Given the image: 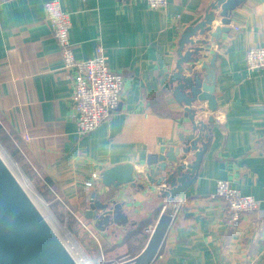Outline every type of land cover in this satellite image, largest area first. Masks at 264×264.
Segmentation results:
<instances>
[{
  "label": "crops",
  "instance_id": "obj_1",
  "mask_svg": "<svg viewBox=\"0 0 264 264\" xmlns=\"http://www.w3.org/2000/svg\"><path fill=\"white\" fill-rule=\"evenodd\" d=\"M47 1L0 4V138L37 173L47 194L83 216L90 231L79 224L86 232L80 241L94 264L101 257L137 256L162 211L174 203L176 213L150 264H264V67H246V52L264 45V0L237 5L221 43L211 41L193 63L192 70L200 72L217 53V110H209L207 101L193 104L195 120L207 126L208 148L196 179L175 202L160 194L165 185L140 178L142 188L106 186L101 173L122 163L145 172L149 153L178 145L179 135L191 131L169 80L182 33L204 18L214 0H168L158 9L143 0H62L71 13L76 58L95 57L102 46L109 68L124 77L118 106L84 135L76 132L73 83L47 19ZM220 11L215 10L212 30L223 25ZM192 39L210 37L197 32ZM220 179L260 200V212L230 219L225 203L209 197ZM94 193L99 200L123 203L128 222L95 227L84 215Z\"/></svg>",
  "mask_w": 264,
  "mask_h": 264
},
{
  "label": "water",
  "instance_id": "obj_2",
  "mask_svg": "<svg viewBox=\"0 0 264 264\" xmlns=\"http://www.w3.org/2000/svg\"><path fill=\"white\" fill-rule=\"evenodd\" d=\"M243 0H214L208 7L204 18L196 25L184 30L178 47L175 69L170 75L172 94L184 106V112L192 122L191 131L179 135V144L168 148L161 146L156 153L147 155V171H138L132 163L110 166L102 171V182L106 186H119L130 183L143 187L140 178L152 184L165 185L160 194L169 202H175L196 179L203 156L208 148L207 126L195 120L197 109L193 104L207 101L209 110H217L215 98V62L213 53L209 62L202 64L200 72L192 70L200 51L210 49L211 41L221 43V34L229 31L231 12ZM221 7L222 26L212 30L215 10ZM207 33L210 39H192L195 33ZM187 46L183 53L184 47ZM206 56V55H204ZM188 62H192L189 64ZM184 64V65H183ZM185 71L191 72L189 76ZM200 111V110H198ZM192 157L184 163L188 153ZM85 218L93 220L98 229L128 222L123 203L116 200H99L92 194ZM173 218L170 207H166L155 224L144 249L135 257L121 264H150L157 254L169 224ZM0 264H78L50 225L31 201L16 177L0 157Z\"/></svg>",
  "mask_w": 264,
  "mask_h": 264
},
{
  "label": "built area",
  "instance_id": "obj_3",
  "mask_svg": "<svg viewBox=\"0 0 264 264\" xmlns=\"http://www.w3.org/2000/svg\"><path fill=\"white\" fill-rule=\"evenodd\" d=\"M6 1L9 0H0V4ZM143 1L153 9L165 8L168 3V0ZM45 12L52 33L60 47L66 77L73 83L75 103L73 117L76 122V132L84 135L107 119L118 106L124 87V77L121 73L109 68L102 46H99L95 57L76 58L69 37L72 27L71 13L63 7L62 0H48L45 3ZM246 67L250 70L264 67V45L252 47L246 52ZM209 197L222 200L232 220L238 219L245 212H260V200L253 195L241 193L233 188L228 180H218L215 191ZM177 206V203L169 205L173 215L176 213ZM76 216L80 218L78 214ZM79 221L88 230L90 229L84 220L79 219ZM83 252L84 263L81 261L78 264H94L91 257L84 250ZM123 262L108 261L101 257L97 264H121Z\"/></svg>",
  "mask_w": 264,
  "mask_h": 264
},
{
  "label": "bare ground",
  "instance_id": "obj_4",
  "mask_svg": "<svg viewBox=\"0 0 264 264\" xmlns=\"http://www.w3.org/2000/svg\"><path fill=\"white\" fill-rule=\"evenodd\" d=\"M0 157L16 177L20 185L23 187L31 201L37 207L41 215L50 225L54 233L61 240L67 250L71 253L77 263H81L84 260V252L79 246V244L74 240L71 233L60 224L57 218L53 215L51 210L45 204L44 200L40 197V195L35 191L32 185L29 183L19 167L15 164L12 158L9 156L8 152L4 149V147L0 144ZM84 263V262H83Z\"/></svg>",
  "mask_w": 264,
  "mask_h": 264
},
{
  "label": "rangeland",
  "instance_id": "obj_5",
  "mask_svg": "<svg viewBox=\"0 0 264 264\" xmlns=\"http://www.w3.org/2000/svg\"><path fill=\"white\" fill-rule=\"evenodd\" d=\"M0 144L4 147V145L1 143V141H0ZM4 149L6 150L5 147H4ZM6 152H8V151L6 150ZM8 154L12 158V160L15 162V164L19 167V169L21 170V172L23 173L25 178L28 181H30L29 183L32 185V187L35 189V191L40 195V197L44 200L45 204L48 206V208L51 210V212L57 218V220L60 222V224L62 226H64L65 228H67V230L71 233L72 237L79 244L81 249H83L87 253V251L83 247L84 245L80 241L81 236L86 235V232H84V230H86L88 233L90 231V229L88 230L79 221V219H81V220L84 219L83 216L78 214V216H80V218L78 219V217L76 216L77 213H76L75 209L71 205H69V204L67 205L62 199H60L58 197V195L51 196L50 194H48V196H45V194L43 193L44 189L41 186V182L39 180V176L37 175V173H35L33 169H32V171L26 169L25 166L23 165V163H21L19 160L17 161V159H15V158H13L9 152H8ZM79 224L82 227H84V230H82V228ZM116 261L117 262L118 261H124V259L123 260H115V262Z\"/></svg>",
  "mask_w": 264,
  "mask_h": 264
},
{
  "label": "trees",
  "instance_id": "obj_6",
  "mask_svg": "<svg viewBox=\"0 0 264 264\" xmlns=\"http://www.w3.org/2000/svg\"><path fill=\"white\" fill-rule=\"evenodd\" d=\"M0 141L4 145V147L6 148V150L10 153V155H12L13 158L17 159V157L14 154V151L12 149V146L6 141V139L4 137H1L0 138ZM17 161H18V159H17ZM43 185H44V186H42V188L44 189L43 190V193L45 194V196H48V194H47L48 188H47V186L45 184H43Z\"/></svg>",
  "mask_w": 264,
  "mask_h": 264
}]
</instances>
